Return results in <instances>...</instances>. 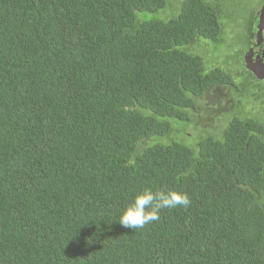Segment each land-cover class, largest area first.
Here are the masks:
<instances>
[{"label":"trees","instance_id":"1","mask_svg":"<svg viewBox=\"0 0 264 264\" xmlns=\"http://www.w3.org/2000/svg\"><path fill=\"white\" fill-rule=\"evenodd\" d=\"M166 1L0 0V264H264V125L166 142L234 83L187 51L216 8ZM146 187L190 203L123 227Z\"/></svg>","mask_w":264,"mask_h":264},{"label":"rangeland","instance_id":"2","mask_svg":"<svg viewBox=\"0 0 264 264\" xmlns=\"http://www.w3.org/2000/svg\"><path fill=\"white\" fill-rule=\"evenodd\" d=\"M185 1L167 0L164 9L154 13H139L138 18L140 21H168L178 16ZM204 1L216 8L223 30L218 37V41L197 38L196 42L187 48V51L203 59L205 72L218 68L224 71L225 74L232 76L233 81L237 82L238 76L235 73L243 67V57L247 54L249 35L257 27L255 14L259 15L260 13L262 0ZM219 88L223 92H217L215 88L206 92L199 99L202 112L195 114L192 122L177 123V132L174 131L169 139H166V142L171 143L172 140L182 141L190 147H195L203 139L214 137V130H220L219 126L223 124L220 115L225 114L231 108L230 105L233 100L231 96L234 97L236 93L230 87L221 86ZM242 98L247 101L248 97L244 94ZM258 111L260 112V109Z\"/></svg>","mask_w":264,"mask_h":264},{"label":"flooded vegetation","instance_id":"3","mask_svg":"<svg viewBox=\"0 0 264 264\" xmlns=\"http://www.w3.org/2000/svg\"><path fill=\"white\" fill-rule=\"evenodd\" d=\"M258 19L259 17L255 20L257 26ZM256 35L257 27L249 35L247 53L251 51L252 55L247 59V55L243 57V67L235 73L238 76V81L232 85L223 86L234 89L236 93L234 97L231 96V99H233L230 105L231 108L225 114L220 115L223 124L219 127L223 130L221 129L222 131L218 134L224 132L234 119L259 120L264 125V40L260 46H256ZM221 86L213 89L216 88L217 92H223L219 88ZM244 94L248 97L247 101L242 98ZM258 109H260V112ZM258 137L264 143V135H258Z\"/></svg>","mask_w":264,"mask_h":264},{"label":"clouds","instance_id":"4","mask_svg":"<svg viewBox=\"0 0 264 264\" xmlns=\"http://www.w3.org/2000/svg\"><path fill=\"white\" fill-rule=\"evenodd\" d=\"M189 203L190 199L186 192L163 188L153 191L152 188L146 187L125 206L118 222L125 228L135 230L159 220L161 210L174 209L177 206L187 207Z\"/></svg>","mask_w":264,"mask_h":264},{"label":"water","instance_id":"5","mask_svg":"<svg viewBox=\"0 0 264 264\" xmlns=\"http://www.w3.org/2000/svg\"><path fill=\"white\" fill-rule=\"evenodd\" d=\"M259 19H258V26H257V35H256V46H260L263 43V32H264V3L263 6L261 7L260 13H259ZM251 51L247 53L246 59L250 57Z\"/></svg>","mask_w":264,"mask_h":264}]
</instances>
